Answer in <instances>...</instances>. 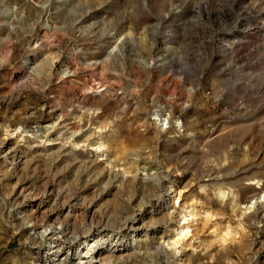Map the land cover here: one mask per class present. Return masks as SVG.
Wrapping results in <instances>:
<instances>
[{
    "label": "rangeland",
    "instance_id": "374dc122",
    "mask_svg": "<svg viewBox=\"0 0 264 264\" xmlns=\"http://www.w3.org/2000/svg\"><path fill=\"white\" fill-rule=\"evenodd\" d=\"M263 192L264 0H0V264H264Z\"/></svg>",
    "mask_w": 264,
    "mask_h": 264
},
{
    "label": "bare ground",
    "instance_id": "6f19581e",
    "mask_svg": "<svg viewBox=\"0 0 264 264\" xmlns=\"http://www.w3.org/2000/svg\"><path fill=\"white\" fill-rule=\"evenodd\" d=\"M46 29L49 30V27L46 26ZM38 44H39L38 40L36 39L35 40V46H37ZM43 54H46V53H43ZM49 55H46L45 57H43L42 61L39 62L40 66H41V68H43V70H50L51 69L50 65H52V66H58V72L61 73L62 76L69 74L70 71H69L68 63H61L60 64L57 61H55L56 59L53 61ZM141 62L143 64H146L145 60H142ZM40 112H41V114L46 113L44 108L43 109L41 108ZM37 113H39V111ZM33 114L34 113H32V115L30 116L32 119L34 118ZM38 117H39V115H38ZM55 119H60V116L56 117ZM178 124H181V123L179 122ZM49 126L50 125H47V126H45V128H48ZM42 133L43 132H41L40 134H42ZM43 138H45V136H43ZM259 201L260 202L258 205L260 206V208H262L264 210V192H263V195H261L259 197ZM251 205H252V202L250 203L249 207H251ZM40 207H41V205L36 206L35 210L40 209ZM33 233L35 235L41 237V239L44 241V243H46L47 239H50L48 254H51L52 256L49 258L47 257L44 260H41L42 263L39 262L38 264H93L92 261L95 258L96 254L98 253L95 249L98 246V242L101 240V238L95 237L91 240L84 241L83 242V248L85 249L84 254H81V256H78L77 258H74L73 256L71 258H68L66 256L61 255V248L63 247V245H65V242H66V239H64L66 234L64 233V229L62 227L50 226L49 228H45L43 231H39V232L33 231ZM189 234H190L189 228L182 229L180 231V233L178 234V237H176L174 240V243H173L174 246L177 247V245L181 242V240L183 238H186Z\"/></svg>",
    "mask_w": 264,
    "mask_h": 264
}]
</instances>
